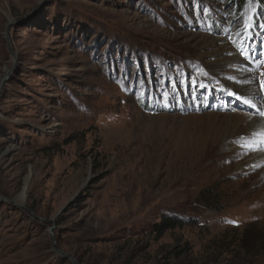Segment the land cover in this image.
<instances>
[{
	"label": "rangeland",
	"instance_id": "374dc122",
	"mask_svg": "<svg viewBox=\"0 0 264 264\" xmlns=\"http://www.w3.org/2000/svg\"><path fill=\"white\" fill-rule=\"evenodd\" d=\"M260 112L264 0H0V264H264Z\"/></svg>",
	"mask_w": 264,
	"mask_h": 264
},
{
	"label": "bare ground",
	"instance_id": "6f19581e",
	"mask_svg": "<svg viewBox=\"0 0 264 264\" xmlns=\"http://www.w3.org/2000/svg\"><path fill=\"white\" fill-rule=\"evenodd\" d=\"M216 54L219 55V53H216ZM216 54L211 53L208 56L212 57V55H216ZM220 58H221V60L219 62H217L215 65H220L221 76L232 75L235 72H237V76H235L234 79L237 80V83L240 85V88L242 90H244L247 94L252 95V97H256L258 90L252 88L254 81H255V73L249 69V67H248L249 64L247 66L244 63V61H242L236 54L229 56V55H226V53H221ZM234 63L237 64L236 71H233V70H235L233 68H232L233 70L230 71L231 66ZM250 64L257 66V63H250ZM215 65H212V66H215ZM241 99L246 100V94ZM252 104L254 105L255 102H252ZM231 118H232L231 124H230L231 128L228 130V135H226V138H225V149H226L227 155H233V154H235V152H237L236 151L238 149L237 148V145H238L237 140L233 142L232 136H234V134L237 133L236 131L239 130V127H238L240 125L239 123H244V121L246 119L242 115H235ZM246 122H248V126L246 128L247 136L245 135L246 138L244 139L245 145H247L249 143L251 144V142L255 141V140H259L260 142H262V141L264 142V139H263L264 135H262V134H264V120L262 121V120L255 118V117H250L249 119H247ZM238 133H240V132H238ZM242 134L243 133H241V135ZM238 136L240 137L239 134H238ZM240 141L242 142V140H240ZM261 152L260 153H253V155H251V157L249 156L250 158L247 160V165L249 166V168L261 165L264 162V150H262ZM263 179H264V177L262 178V180ZM23 199H24V195L21 196V200H23Z\"/></svg>",
	"mask_w": 264,
	"mask_h": 264
},
{
	"label": "trees",
	"instance_id": "16d2710c",
	"mask_svg": "<svg viewBox=\"0 0 264 264\" xmlns=\"http://www.w3.org/2000/svg\"><path fill=\"white\" fill-rule=\"evenodd\" d=\"M201 199L208 208H215L218 204H220L219 200L222 201V199L218 196L217 190H214L213 188L212 189L208 188L206 190V192L202 194ZM188 223H189V221L185 220L184 218H171L169 216H164V217H162L160 223L154 227L153 233H156L158 235L157 238L161 239L168 232L174 231L178 228H182V227L186 226ZM252 232H253V230H252ZM255 234L256 233L254 232L253 236ZM230 235H232V233H230ZM245 235L247 236L246 232L244 233V235L241 238L243 245L240 246V248L245 253L251 254L248 247H254V246L250 245L247 247V245H248L247 240H249L250 238L249 237L247 238ZM258 238L259 237H256V238L254 237L253 244H254V241ZM148 249H150V247H148ZM164 255H165L164 260L167 261L166 262L167 264H171L174 261H177L178 259H180V257H181L180 251H178L177 248H173V249L168 250ZM217 264H218V262H217Z\"/></svg>",
	"mask_w": 264,
	"mask_h": 264
},
{
	"label": "snow or ice",
	"instance_id": "6c2138e0",
	"mask_svg": "<svg viewBox=\"0 0 264 264\" xmlns=\"http://www.w3.org/2000/svg\"><path fill=\"white\" fill-rule=\"evenodd\" d=\"M229 95H234L233 93H229ZM237 98H239V97H237ZM246 103H249V101H245ZM261 116H264V112H260L259 113ZM243 146H245V147H247V145H243Z\"/></svg>",
	"mask_w": 264,
	"mask_h": 264
}]
</instances>
